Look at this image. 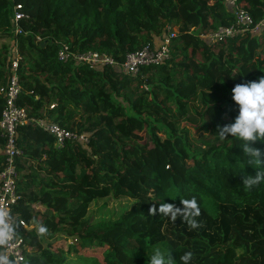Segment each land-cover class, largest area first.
Segmentation results:
<instances>
[{
    "label": "trees",
    "instance_id": "trees-1",
    "mask_svg": "<svg viewBox=\"0 0 264 264\" xmlns=\"http://www.w3.org/2000/svg\"><path fill=\"white\" fill-rule=\"evenodd\" d=\"M231 1L0 0V40L7 42L0 45V113L16 42L18 105L88 136L87 143L56 146L36 125L18 129L13 215L29 223L35 213L46 228L41 239L35 227L15 225L27 247L20 264H149L155 248L167 249L174 264L187 251L191 264H264V183L245 190L242 178L255 176L256 166L246 165L240 142H218L215 133L237 114L232 87L264 75V28L213 44L196 36L232 25L234 10L248 12L253 25L264 18V0ZM14 5L23 15L17 36ZM166 26L176 30L168 59L136 75L57 56L66 45L122 64ZM192 110L195 143L180 126ZM252 146L264 150L260 142ZM2 147L0 137V170ZM107 197L133 203L114 220L92 223L90 205ZM193 197L199 226L177 216L175 230L167 231L160 206L181 207ZM94 246L103 247L101 257L90 253Z\"/></svg>",
    "mask_w": 264,
    "mask_h": 264
},
{
    "label": "built area",
    "instance_id": "built-area-1",
    "mask_svg": "<svg viewBox=\"0 0 264 264\" xmlns=\"http://www.w3.org/2000/svg\"><path fill=\"white\" fill-rule=\"evenodd\" d=\"M226 4L232 5L233 1L224 0ZM14 15L11 20L12 32L15 36L22 33L18 21L23 17L18 11L19 6L14 5ZM264 11V8H263ZM235 22L230 26H221L208 34L201 32L196 36L208 44L221 41L225 38L249 31L251 34H259L264 28V18L258 24L253 25V19L250 14L244 10H234ZM176 30L173 27L166 26L162 37L156 38L151 44L146 45L141 50L126 55L122 64H118L111 56L98 52H76L70 50L66 45H62L58 50V59L66 62L75 61L76 64H85L94 69H103L104 67H113L123 74L136 75L143 66L162 64L170 55L171 39ZM9 77L7 84L1 90L4 98V106L0 113V137L3 139V155L5 162L3 169L0 170V211H6L9 216V223L22 228H31V223L24 220H17L13 215L14 206L19 201L16 193L17 165L16 158L20 155L17 147V132L24 125L33 124L42 130L48 132L55 139L56 146L63 145L66 141L87 143L88 136L78 134L68 129H64L47 118H36L30 116L28 109L18 105V95L20 84L17 74L19 55L16 42L10 45L9 54ZM53 108V105L50 106ZM13 239L8 245L3 246L0 255L7 256L13 264H20L24 259V250L27 249L23 238L18 236L13 230Z\"/></svg>",
    "mask_w": 264,
    "mask_h": 264
},
{
    "label": "clouds",
    "instance_id": "clouds-1",
    "mask_svg": "<svg viewBox=\"0 0 264 264\" xmlns=\"http://www.w3.org/2000/svg\"><path fill=\"white\" fill-rule=\"evenodd\" d=\"M231 101L237 114L232 123L217 125L216 138L221 143L228 139L240 142L239 148L246 165L256 166L255 176L242 178L245 190H250L264 183V150L252 146L256 142L264 145V75L257 81L235 84L231 89ZM181 205L177 207L174 203H166L160 206L159 211L173 221L177 216H181L192 229L197 228L199 225L194 218L200 215V208L196 199L193 197L190 200H182ZM14 227V224L9 223L8 213L0 211V246L8 245L13 239ZM38 232L44 234L46 228L40 226ZM192 257V252L187 251L179 259L181 264H191ZM0 264H13V261L5 255H0ZM149 264H174V261L167 249L155 248Z\"/></svg>",
    "mask_w": 264,
    "mask_h": 264
},
{
    "label": "rangeland",
    "instance_id": "rangeland-1",
    "mask_svg": "<svg viewBox=\"0 0 264 264\" xmlns=\"http://www.w3.org/2000/svg\"><path fill=\"white\" fill-rule=\"evenodd\" d=\"M3 43H7L6 40H0V45ZM195 108L198 110L200 109L198 102L195 103ZM197 121H198V118L192 110L191 112L189 111L188 116L185 119H183L180 123V126L187 130L188 138L193 143H195V139H197L198 136L200 135V133L196 132L195 128L191 126V125H195ZM158 135L162 138L161 132H159ZM132 203H133L132 200L126 199V198L114 199L113 197H107L104 199H98L92 202V204L90 205L88 215L92 223L97 222V221H102V220H114L123 210L130 207ZM36 209L38 210H35V211H43V207H36ZM34 215L35 213L34 214L32 213L33 218L32 220H30V223L32 225L31 228L35 227L36 229H38L40 225L37 222L38 219H35ZM167 220H168L167 224L164 226L165 229L167 231L175 230L174 228L176 226V219L175 221H173L168 216ZM40 237L41 239L43 238L41 234H40ZM65 248L66 246L64 245L63 249ZM102 251H103V247L94 246L91 249L90 253H94L98 255L99 257H101ZM72 264H75V263H72Z\"/></svg>",
    "mask_w": 264,
    "mask_h": 264
},
{
    "label": "crops",
    "instance_id": "crops-1",
    "mask_svg": "<svg viewBox=\"0 0 264 264\" xmlns=\"http://www.w3.org/2000/svg\"><path fill=\"white\" fill-rule=\"evenodd\" d=\"M257 35V34H256ZM160 39V38H159ZM154 40H157L156 38Z\"/></svg>",
    "mask_w": 264,
    "mask_h": 264
}]
</instances>
